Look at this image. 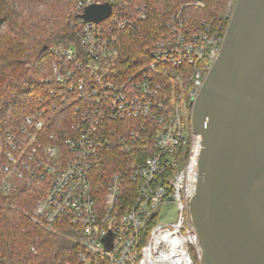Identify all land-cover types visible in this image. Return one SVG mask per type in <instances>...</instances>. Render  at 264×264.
Masks as SVG:
<instances>
[{
    "label": "built area",
    "instance_id": "1",
    "mask_svg": "<svg viewBox=\"0 0 264 264\" xmlns=\"http://www.w3.org/2000/svg\"><path fill=\"white\" fill-rule=\"evenodd\" d=\"M235 1L230 0L231 9ZM102 4L111 7L106 20L95 24L79 18L86 7ZM74 14L75 44L47 48L51 74L45 82L51 89L48 97L39 98L42 107L23 118L18 132L0 137V192L13 195L34 184L41 188L30 218L47 229L57 224L71 229L81 248L76 264H152L160 251L169 249L165 238L171 233L198 257L188 209L198 182L202 141L191 131L190 105L224 34L210 25L193 27L180 13L172 15L167 35L153 46L150 63L123 76L117 69L120 36L134 31L147 10L133 0H80ZM57 117L55 130L47 132ZM133 120L140 124L131 129V138L146 131L145 139L127 143L119 137V142L125 152L136 146L148 153L133 166L135 198L120 209L121 180L113 174L98 205L90 172L113 136L112 123ZM170 201L178 209L172 230L157 221L159 206Z\"/></svg>",
    "mask_w": 264,
    "mask_h": 264
},
{
    "label": "trees",
    "instance_id": "2",
    "mask_svg": "<svg viewBox=\"0 0 264 264\" xmlns=\"http://www.w3.org/2000/svg\"><path fill=\"white\" fill-rule=\"evenodd\" d=\"M78 1L0 0V137L8 131L18 132L23 118L42 107L39 98L48 97L51 88L45 80L51 74V59L47 48L75 44L73 23L77 22L74 10ZM133 1L148 15L134 31L120 36L117 69L123 76L150 63L153 46L167 35L172 15L180 13L193 27L210 25L220 35L228 25L230 0ZM197 2L203 7L193 5ZM58 119L47 132L55 130ZM139 124L138 120L112 123L113 136L90 172L91 193L98 205L103 204L107 180L113 174L121 180L120 209L135 198L133 166L143 163L148 153L136 146L125 152L119 137L127 143L145 139L146 131L131 138V129ZM42 195L43 190L35 184L24 185L13 195L0 192V264H76L81 248L74 242L72 230L61 224L47 229L30 218ZM193 251L190 259L193 257L196 264Z\"/></svg>",
    "mask_w": 264,
    "mask_h": 264
},
{
    "label": "water",
    "instance_id": "3",
    "mask_svg": "<svg viewBox=\"0 0 264 264\" xmlns=\"http://www.w3.org/2000/svg\"><path fill=\"white\" fill-rule=\"evenodd\" d=\"M110 13L109 4L91 5L79 18L98 24ZM190 107L202 141L188 209L198 264H264V0L234 2Z\"/></svg>",
    "mask_w": 264,
    "mask_h": 264
},
{
    "label": "bare ground",
    "instance_id": "4",
    "mask_svg": "<svg viewBox=\"0 0 264 264\" xmlns=\"http://www.w3.org/2000/svg\"><path fill=\"white\" fill-rule=\"evenodd\" d=\"M166 242L169 246L167 251H160L157 257L151 261L152 264H191V261L185 254V248L182 245V239L174 233L166 236Z\"/></svg>",
    "mask_w": 264,
    "mask_h": 264
},
{
    "label": "rangeland",
    "instance_id": "5",
    "mask_svg": "<svg viewBox=\"0 0 264 264\" xmlns=\"http://www.w3.org/2000/svg\"><path fill=\"white\" fill-rule=\"evenodd\" d=\"M193 5L194 6H198V7H203V4L200 3V2H197V3L193 4ZM231 10L232 9H231V6L229 4L228 15H230ZM187 133H189L188 128H187ZM181 158L183 160L184 152H183V155H182ZM181 166H182V163H180L179 167H177L175 171L180 170ZM177 217H178V209H177V204L175 202H173V201L164 202V203H162L159 206V209L157 211V221L162 227H167V228H170V230H172L173 228H171V225L174 224L177 221ZM184 247L186 248V250H188L189 255L193 254L192 253V251L194 250L193 247L187 246V245H184ZM193 252H194V254L196 256V264H198V258H197V255L195 253V250ZM192 258L193 257H191V259ZM191 263L194 264V260L193 259L191 260Z\"/></svg>",
    "mask_w": 264,
    "mask_h": 264
}]
</instances>
